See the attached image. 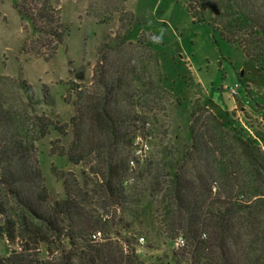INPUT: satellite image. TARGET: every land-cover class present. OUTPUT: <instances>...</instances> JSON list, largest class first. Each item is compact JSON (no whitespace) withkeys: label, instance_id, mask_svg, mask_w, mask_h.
Returning a JSON list of instances; mask_svg holds the SVG:
<instances>
[{"label":"rangeland","instance_id":"1","mask_svg":"<svg viewBox=\"0 0 264 264\" xmlns=\"http://www.w3.org/2000/svg\"><path fill=\"white\" fill-rule=\"evenodd\" d=\"M15 3L0 0V102L9 117L24 123L31 112L21 89L24 84L36 103L35 114L47 116L65 133L63 137L50 132L35 143L48 196L61 199L63 183H80L81 174H88L94 164L91 160L90 166L70 165L66 153L71 144L94 151L110 141L90 115L109 90V107L120 119L128 118L131 138L122 186L133 185L138 192L153 186L154 196L146 194L140 203V210L149 204L153 214L141 215L130 235L107 232L104 237L117 242L129 238L130 253L141 264H190L189 240L181 231H172L170 220L164 223L168 205L163 196L170 182L166 167L189 144V114L195 109L203 131L213 115L240 129L264 152V77L234 47L213 44L209 29L193 23L183 0L59 1L55 7L65 36L53 52L39 49ZM234 86L237 97L227 90ZM73 117L75 125L70 126ZM147 168L148 178L136 175ZM211 187L215 193L219 182ZM118 214L110 209L111 217ZM152 223L155 230L149 228ZM179 237L185 243L176 249ZM11 249L18 251L19 246H9L0 237V257ZM39 258H46L43 246Z\"/></svg>","mask_w":264,"mask_h":264},{"label":"trees","instance_id":"2","mask_svg":"<svg viewBox=\"0 0 264 264\" xmlns=\"http://www.w3.org/2000/svg\"><path fill=\"white\" fill-rule=\"evenodd\" d=\"M59 1L16 0L17 12L30 24L39 49L53 52L63 42L65 29L55 7ZM183 4L194 24L209 29L213 44L234 47L264 75V0ZM21 89L31 111L24 123L9 117L0 102V237L9 246H19L0 257V264H141L130 253L129 238L117 242L104 237L107 232L130 235L141 215L153 214L149 204L140 210V203L146 194L154 196L153 186L142 192L122 186L131 138L128 118L120 119L109 107L111 91L90 112L110 141L94 151L70 145V165L94 164L88 174H81V184L63 183L60 199L49 197L43 185L35 143L50 132L65 133L47 116H37L30 88L22 84ZM209 116L211 125L203 131L197 110H191L189 144L166 167L170 182L163 196L168 205L164 223L170 220L172 231H181L189 240L190 264H264V152L240 129ZM148 169L136 175L148 178ZM213 182H219L215 193ZM112 207L118 216L109 215ZM149 228L155 230L154 224ZM95 233H100L99 241L91 239ZM41 246L46 258H39ZM123 247L129 250L125 253Z\"/></svg>","mask_w":264,"mask_h":264},{"label":"built area","instance_id":"3","mask_svg":"<svg viewBox=\"0 0 264 264\" xmlns=\"http://www.w3.org/2000/svg\"><path fill=\"white\" fill-rule=\"evenodd\" d=\"M237 86L231 87L228 89V93L231 95V97H235L237 95ZM130 164L132 165L133 162L131 161ZM204 237V236H203ZM91 239L94 241H99L101 239L100 233H95L91 236ZM143 238H138V243L142 244L143 243ZM184 240L182 237H179L175 240V247L176 249L184 247Z\"/></svg>","mask_w":264,"mask_h":264},{"label":"crops","instance_id":"4","mask_svg":"<svg viewBox=\"0 0 264 264\" xmlns=\"http://www.w3.org/2000/svg\"><path fill=\"white\" fill-rule=\"evenodd\" d=\"M248 61V60H247ZM254 65V64H253ZM254 70H256L257 72H258V74H260L262 77H264V75L263 74H261L257 69H256V67H255V65H254ZM243 71H241L240 72V76H242L243 77ZM261 82H264V80L261 78ZM245 86H248L249 87V89H250V83L249 82H246L245 83ZM228 90V89H227ZM227 90H226V92H227ZM222 95V94H221ZM230 95V94H229ZM231 96V95H230ZM222 98H223V96H221ZM235 97H237V96H235ZM244 111H245V109H247V110H250L251 112L253 111L254 112V110L253 109H251L250 107H247V108H242ZM247 131L246 132H251V130H249L248 128L246 129ZM245 132V131H244ZM249 137V136H248Z\"/></svg>","mask_w":264,"mask_h":264}]
</instances>
